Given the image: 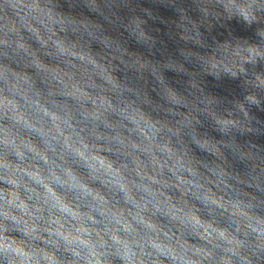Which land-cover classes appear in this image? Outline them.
<instances>
[{
    "label": "clouds",
    "instance_id": "1",
    "mask_svg": "<svg viewBox=\"0 0 264 264\" xmlns=\"http://www.w3.org/2000/svg\"><path fill=\"white\" fill-rule=\"evenodd\" d=\"M0 264H264V0H0Z\"/></svg>",
    "mask_w": 264,
    "mask_h": 264
},
{
    "label": "water",
    "instance_id": "2",
    "mask_svg": "<svg viewBox=\"0 0 264 264\" xmlns=\"http://www.w3.org/2000/svg\"><path fill=\"white\" fill-rule=\"evenodd\" d=\"M164 14H165V15H171L170 12H165ZM169 75H171V74H169Z\"/></svg>",
    "mask_w": 264,
    "mask_h": 264
}]
</instances>
